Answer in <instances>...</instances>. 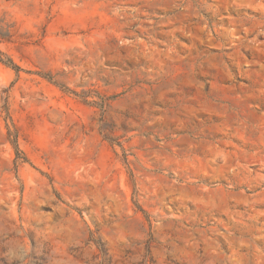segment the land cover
<instances>
[{
  "label": "rangeland",
  "instance_id": "rangeland-1",
  "mask_svg": "<svg viewBox=\"0 0 264 264\" xmlns=\"http://www.w3.org/2000/svg\"><path fill=\"white\" fill-rule=\"evenodd\" d=\"M5 25L0 264H264V0H0Z\"/></svg>",
  "mask_w": 264,
  "mask_h": 264
},
{
  "label": "trees",
  "instance_id": "trees-1",
  "mask_svg": "<svg viewBox=\"0 0 264 264\" xmlns=\"http://www.w3.org/2000/svg\"><path fill=\"white\" fill-rule=\"evenodd\" d=\"M9 25H5V26H0V38H6V37H10L11 36V30H10ZM2 61V60H0ZM7 65H10L11 67L15 68L16 70H18V67L16 65H14V63L10 60L7 59V62H4ZM17 137H18V133L16 131V129L14 128V130H10L8 128L7 130V140L12 143L15 147V149L17 150ZM23 161L25 162V158L23 159Z\"/></svg>",
  "mask_w": 264,
  "mask_h": 264
}]
</instances>
